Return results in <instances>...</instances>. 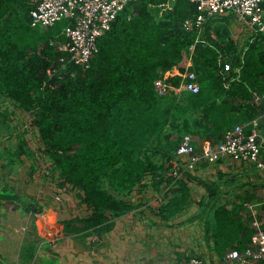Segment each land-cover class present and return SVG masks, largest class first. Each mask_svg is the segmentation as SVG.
I'll return each instance as SVG.
<instances>
[{
  "label": "trees",
  "instance_id": "16d2710c",
  "mask_svg": "<svg viewBox=\"0 0 264 264\" xmlns=\"http://www.w3.org/2000/svg\"><path fill=\"white\" fill-rule=\"evenodd\" d=\"M198 5L130 2L99 38L89 66L62 67L63 52L53 42L67 39L71 20L44 28L32 18L30 0H0V97L33 117L53 179V194L41 200L57 209L66 233L122 218L134 208L129 198L136 189L161 194L168 186L156 212L175 220L192 204V173L181 166L183 176L173 175L183 136L191 134L205 146L222 141L238 124L249 132L256 118L264 127V32L249 29L243 41L235 39L232 11L209 16L201 29L195 22ZM189 61L200 90L162 94L156 81L179 86L177 72ZM54 65L58 72L51 76ZM200 183L209 198L201 202L209 205L206 239L219 255L211 264H221L228 249L252 244L254 214L246 204L259 201L253 203L250 194L223 201L214 183ZM191 257L207 264L194 251L174 260Z\"/></svg>",
  "mask_w": 264,
  "mask_h": 264
},
{
  "label": "crops",
  "instance_id": "0c3cea01",
  "mask_svg": "<svg viewBox=\"0 0 264 264\" xmlns=\"http://www.w3.org/2000/svg\"><path fill=\"white\" fill-rule=\"evenodd\" d=\"M4 110L11 113L5 117ZM25 115L0 97V264H153L186 257L191 251L218 262L219 255L212 248L213 240L208 244L205 228L201 246L195 241L194 245H184L185 237L173 229L177 225L185 229L186 225L163 220L157 214L168 186H162L161 194L136 189L129 198L134 208L98 231L66 233L57 209L41 200L42 195L50 197L53 179L39 173L35 152L26 139ZM208 165L216 166L219 173H192V191L204 181L214 183L223 201L255 195L257 200L252 201L258 204L246 205L264 225V172L253 163L232 158L204 163L197 170ZM200 191L199 206L208 198L205 187Z\"/></svg>",
  "mask_w": 264,
  "mask_h": 264
},
{
  "label": "built area",
  "instance_id": "2783aa9c",
  "mask_svg": "<svg viewBox=\"0 0 264 264\" xmlns=\"http://www.w3.org/2000/svg\"><path fill=\"white\" fill-rule=\"evenodd\" d=\"M34 7L31 15L34 21L44 28H48L58 21L69 18L73 23L65 29L66 40L55 41L53 44L60 52L58 64L66 67L69 63L90 65L91 58L98 51V40L108 30L125 7L137 0H30ZM200 13L196 17V25L203 28L209 16L223 15L232 11L246 28L253 32H264V0H196ZM188 26L193 23L188 22ZM200 40V39H199ZM194 49V46L191 47ZM187 64L184 72H177L181 76L180 85L177 86L168 79L160 78L156 81V87L162 94L172 91H190L196 93L200 90L196 72L189 71ZM230 64L225 65V70H230ZM49 75L58 72L54 65L49 70ZM26 125L29 130L30 143L35 150L36 164L39 173L45 176L51 175L50 164L45 160L41 150V140L33 124V117L26 115ZM249 132L245 131V124H238L227 130L222 141L216 144L203 146L198 151L195 137L185 134L177 150L181 164L174 169L176 178L183 176L180 169L194 173L204 163H216L224 158H232L240 163H253L259 171L264 172V127L260 119L256 118L251 123ZM57 201L62 198L55 196ZM264 203V202H263ZM252 226V244L245 250L230 249L221 264H257L264 258V225L262 219L255 217ZM164 264V263H159ZM166 264H204L198 257L185 258L182 260L171 259Z\"/></svg>",
  "mask_w": 264,
  "mask_h": 264
},
{
  "label": "rangeland",
  "instance_id": "374dc122",
  "mask_svg": "<svg viewBox=\"0 0 264 264\" xmlns=\"http://www.w3.org/2000/svg\"><path fill=\"white\" fill-rule=\"evenodd\" d=\"M230 15V14H228ZM232 17V16H231ZM233 24L231 27H233V33H234V38L239 40V41H243L246 37H248V33L250 32V30L248 28H246L244 25H242V23L239 21L238 17L236 15H234V18L232 20ZM26 116V115H25ZM26 139L29 142V145H32L34 143L33 139L30 143V137H29V131H27L26 134ZM196 139V138H195ZM199 139V138H198ZM197 139V140H198ZM197 140H195V142H197ZM199 144L198 142L196 143L198 151H199V147L200 144L202 146V140L199 139ZM203 148V147H202ZM35 152V150H32ZM200 152V151H199ZM179 162L181 164V158H179ZM194 173H219L217 167L214 165H208L205 168H200L197 171H195ZM193 176V175H191ZM204 190V186L199 185L194 192H192V204L191 206L184 212L179 214V217H177L175 220H172L174 224L178 223L179 221H182V224L186 225V228H182V225H175L176 227L173 229V232H176V234H180L181 237H185V240L183 241L184 245H194V241L196 244L200 245V241H202L205 237V233H204V228H205V224H204V219H208V209H209V205H198V199L201 197L200 190ZM52 193V192H51ZM53 194V193H52ZM209 198H207L204 202H208ZM252 220V219H251ZM157 224V222H155V225ZM164 224V223H161ZM172 226L174 227V225L172 224ZM204 234V235H203ZM187 237V238H186ZM204 259L206 260V263L211 264V262L213 261V259L209 256H205ZM159 263H164L166 264L167 261L164 262H155L153 264H159Z\"/></svg>",
  "mask_w": 264,
  "mask_h": 264
}]
</instances>
